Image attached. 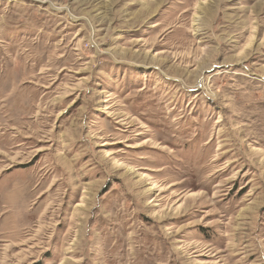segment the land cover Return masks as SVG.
I'll return each mask as SVG.
<instances>
[{
    "label": "rangeland",
    "instance_id": "1",
    "mask_svg": "<svg viewBox=\"0 0 264 264\" xmlns=\"http://www.w3.org/2000/svg\"><path fill=\"white\" fill-rule=\"evenodd\" d=\"M0 261L264 264V0H0Z\"/></svg>",
    "mask_w": 264,
    "mask_h": 264
},
{
    "label": "bare ground",
    "instance_id": "2",
    "mask_svg": "<svg viewBox=\"0 0 264 264\" xmlns=\"http://www.w3.org/2000/svg\"><path fill=\"white\" fill-rule=\"evenodd\" d=\"M155 26V25H154ZM197 32V31H196ZM152 49V48H151ZM105 101H107V100H105ZM107 108H109V106H106V108L105 109H107ZM110 112V111H109ZM112 114V113H111ZM95 136V135H94ZM97 136V135H96ZM99 137V136H98ZM101 137V136H100ZM150 139V138H149ZM148 142V140H144L143 142H141V143H138L137 144V146H144V144H146ZM112 142H110V141H108V140H106V141H104L103 143H101L100 145L102 146V147H104V146H106V145H109V144H111ZM45 147V146H44ZM43 147V148H44ZM47 147V146H46ZM38 150H41V148H39ZM102 152H105V155L106 156H110L111 155V153H110V151H107V150H101ZM110 158V157H109ZM108 159V158H107ZM113 161H115V160H113ZM116 161H118V159L116 160ZM116 165V164H115ZM118 166V165H117ZM117 166H116V168H117ZM122 166V165H121ZM122 167H125V166H122ZM133 168V167H132ZM135 169V168H134ZM133 169V170H134ZM137 172V171H136ZM145 175V173L143 174V176ZM148 180V179H147ZM149 180H152V179H149ZM154 182V181H153ZM155 184V183H154ZM158 184V183H157ZM162 186V185H161ZM155 188H156V186H155ZM196 194V193H195ZM86 197V196H85ZM87 199V198H86ZM84 201H85V199H84ZM86 203V202H85ZM85 203L84 202H82V203H80L79 205H81V206H85ZM182 203V202H181ZM181 205V204H180ZM183 205V204H182ZM181 205V206H182ZM185 205V204H184ZM157 214V213H156ZM21 242V241H20ZM5 247V246H4ZM5 249V248H4ZM8 250V248L7 249H5V251H7ZM199 255H204V256H209V255H211L208 251H204V253H199ZM3 262L4 261H0V264H3ZM5 263V262H4ZM64 263V262H63Z\"/></svg>",
    "mask_w": 264,
    "mask_h": 264
}]
</instances>
